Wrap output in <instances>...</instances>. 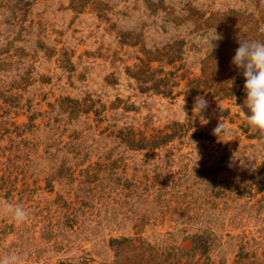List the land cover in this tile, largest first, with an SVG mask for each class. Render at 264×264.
Returning <instances> with one entry per match:
<instances>
[{
	"label": "rangeland",
	"instance_id": "obj_1",
	"mask_svg": "<svg viewBox=\"0 0 264 264\" xmlns=\"http://www.w3.org/2000/svg\"><path fill=\"white\" fill-rule=\"evenodd\" d=\"M242 12L261 33L264 0H0V202L30 213L24 224L0 216V256L264 264V137L238 108L245 96L204 97V123L196 97L142 93L129 75L139 49L176 39L190 66L222 36L219 19ZM91 101L99 116L84 111ZM172 122L193 126L183 141L138 150L118 137ZM200 238L204 254L191 251Z\"/></svg>",
	"mask_w": 264,
	"mask_h": 264
},
{
	"label": "trees",
	"instance_id": "obj_2",
	"mask_svg": "<svg viewBox=\"0 0 264 264\" xmlns=\"http://www.w3.org/2000/svg\"><path fill=\"white\" fill-rule=\"evenodd\" d=\"M228 22L227 25L222 22L219 28L222 32V39L219 45L213 49H208L205 53L200 54V58L187 65L188 54H186V41L181 39L173 40L161 47L139 49L143 56L136 57L135 70L130 72L131 77L135 79L137 88L140 92H153L155 94L174 99L183 94L185 100H191L193 97L203 95L215 102L222 100L236 99L239 102L244 92L243 75L231 63L235 50L239 47V40H260L264 37L258 32L260 27L259 21L250 19L244 13H236L230 18H222ZM199 26L203 30H209L214 27L213 24L203 23ZM136 45V44H135ZM156 66H153V64ZM197 69L193 71L191 68ZM168 68V69H166ZM182 89L175 92L181 87ZM239 84V87H237ZM175 92V93H174ZM91 105L85 108V112L93 111L96 116L101 114L103 109H93ZM193 128L190 122L179 123L172 122L164 129L156 131L149 136L144 132H131L128 130L119 131L118 137L121 142L125 143L132 149L153 150L174 139L183 141L188 132ZM199 131L198 129H196ZM189 139L198 138L195 133L190 134ZM200 242L194 241L191 251L204 249L202 254L209 249V240L200 238Z\"/></svg>",
	"mask_w": 264,
	"mask_h": 264
},
{
	"label": "clouds",
	"instance_id": "obj_3",
	"mask_svg": "<svg viewBox=\"0 0 264 264\" xmlns=\"http://www.w3.org/2000/svg\"><path fill=\"white\" fill-rule=\"evenodd\" d=\"M260 32L264 33V25ZM222 36L215 31V38L209 43L213 49V40L219 41ZM239 47L235 50L231 63L239 70L244 78V92L246 94L242 105L238 108L253 134L264 137V41L260 40H239ZM208 107V101L204 96H197L194 100L192 112L193 117L199 116L204 123L207 120L202 115ZM244 109H247V114ZM182 112L186 119L188 114ZM223 131V124L220 122L213 130L214 135ZM195 145V144H194ZM10 215L17 224H24L30 218V213L20 204L13 206L8 202H0V216ZM0 264H25V257L20 253H11L0 256Z\"/></svg>",
	"mask_w": 264,
	"mask_h": 264
}]
</instances>
